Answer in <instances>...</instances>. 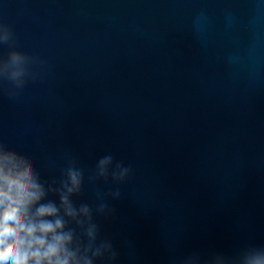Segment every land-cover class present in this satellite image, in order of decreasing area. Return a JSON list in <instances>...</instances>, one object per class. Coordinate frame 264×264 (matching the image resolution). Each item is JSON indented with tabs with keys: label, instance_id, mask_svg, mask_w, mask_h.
Masks as SVG:
<instances>
[{
	"label": "clouds",
	"instance_id": "1",
	"mask_svg": "<svg viewBox=\"0 0 264 264\" xmlns=\"http://www.w3.org/2000/svg\"><path fill=\"white\" fill-rule=\"evenodd\" d=\"M0 32V43H14L10 28L0 24ZM41 63L15 50L0 59V80L11 83L10 97L38 77L33 66ZM131 173V165L113 154L101 156L87 181L93 186L100 181L110 186L107 191H96L94 204H77L73 197L84 195L85 170L75 158L66 162L62 179L49 182L41 179L33 159L0 144V264L117 262L120 254L112 240L102 237L96 218L115 214L110 201L121 198ZM186 264H194L193 259ZM215 264H225V258L217 255ZM236 264H264V248L247 247Z\"/></svg>",
	"mask_w": 264,
	"mask_h": 264
}]
</instances>
